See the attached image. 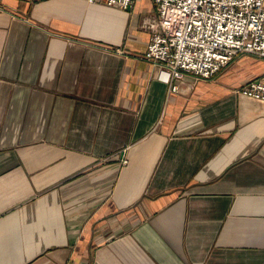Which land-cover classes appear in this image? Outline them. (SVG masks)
<instances>
[{"label":"crops","instance_id":"1","mask_svg":"<svg viewBox=\"0 0 264 264\" xmlns=\"http://www.w3.org/2000/svg\"><path fill=\"white\" fill-rule=\"evenodd\" d=\"M154 14L0 0V264H264V58L172 90Z\"/></svg>","mask_w":264,"mask_h":264},{"label":"built area","instance_id":"2","mask_svg":"<svg viewBox=\"0 0 264 264\" xmlns=\"http://www.w3.org/2000/svg\"><path fill=\"white\" fill-rule=\"evenodd\" d=\"M101 1L122 8L131 4V0ZM151 1L155 14L141 21L148 31L144 58L172 90L178 88L173 80L187 74L210 78L239 54L264 58V0ZM235 91L264 100V73Z\"/></svg>","mask_w":264,"mask_h":264},{"label":"rangeland","instance_id":"3","mask_svg":"<svg viewBox=\"0 0 264 264\" xmlns=\"http://www.w3.org/2000/svg\"><path fill=\"white\" fill-rule=\"evenodd\" d=\"M144 17H149V16H143L141 19H140V22L142 21V19L144 18ZM116 49V48H115ZM241 55H246V56H251V57H256V56H253V55H251V54H245V53H243V54H240V55H238V56H236L234 59H236V58H238L239 56H241ZM234 59H232V60H234ZM231 60V61H232ZM253 60V59H252ZM236 72V74H238V76L235 78V80L233 81L234 83H237V84H234V86H238L240 83H242V82H244V81H246V80H249V78H251L253 75L252 74H250V75H248V74H244V73H240V70H239V72L238 71H235ZM242 72V71H241Z\"/></svg>","mask_w":264,"mask_h":264}]
</instances>
